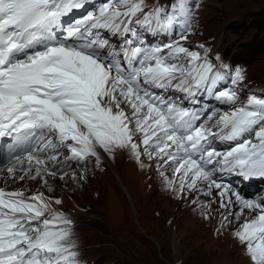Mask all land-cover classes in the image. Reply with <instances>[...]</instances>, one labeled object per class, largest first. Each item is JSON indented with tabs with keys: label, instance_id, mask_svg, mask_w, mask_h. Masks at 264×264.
Here are the masks:
<instances>
[{
	"label": "snow or ice",
	"instance_id": "obj_1",
	"mask_svg": "<svg viewBox=\"0 0 264 264\" xmlns=\"http://www.w3.org/2000/svg\"><path fill=\"white\" fill-rule=\"evenodd\" d=\"M85 4L86 0H0V138L14 142L8 149L10 176L15 178L20 171V180L47 183L45 177L56 174L47 165L58 159L60 148L69 153L66 161L81 163L95 157L99 163L98 148L108 153L127 148L140 162L142 145L149 159L175 165L178 194L186 188L203 191V183L206 195L213 187L218 190L220 208L235 203L256 213L242 224L236 238L254 264H264V202L245 198L214 179L217 170L245 179L264 178V98L253 94L231 111L205 117H216L218 132L203 122L198 125V110L165 102L145 87H175L193 98L203 91L221 103L237 104L236 91L218 88L224 73L182 43L192 31L196 5L175 0L170 8H153L139 18L143 0H113L98 13L87 12L63 24V18ZM133 22L167 35L178 28L179 40L157 47L135 46L144 41L130 27ZM95 29L135 38L126 41L130 46L124 50L126 67L119 59L97 53L107 42L96 38ZM165 49L167 54L162 55ZM243 79L236 70L231 83ZM137 133L139 143L133 140ZM214 135L239 142L221 153L210 146L209 137ZM71 223L52 211L43 193L26 197L23 191L0 188V264H76L74 244L69 242Z\"/></svg>",
	"mask_w": 264,
	"mask_h": 264
},
{
	"label": "rangeland",
	"instance_id": "obj_2",
	"mask_svg": "<svg viewBox=\"0 0 264 264\" xmlns=\"http://www.w3.org/2000/svg\"><path fill=\"white\" fill-rule=\"evenodd\" d=\"M160 1L163 5L175 2ZM155 2L143 0L145 6ZM192 2L196 7L192 13V31L186 41L188 46L193 49L206 45L213 47L221 53L223 67L242 72L244 96L251 93L264 95V0ZM133 140L139 143L140 134L137 133ZM140 150V162L127 148L111 153L101 149L104 158L99 156V163L96 158L90 157L87 163L70 168H67L69 162L64 156L60 157L48 163L47 167L56 174L46 176L47 183L41 179L20 180L19 176L23 174L20 171L13 178L5 169L0 171V175L10 176L9 181L13 184L1 188L23 191L26 197L43 193L52 211L62 213L72 222L69 242L74 244L72 250L77 254L76 261L81 264H140L135 253L124 248L125 236L121 233V221L117 215L119 210L128 215L134 229L127 237L128 242L134 246L138 244L149 257L162 264H254L245 245L236 238V233L245 221L254 219L256 213L251 214L235 203L229 208H220L219 197L204 194L208 190L203 183L200 184L203 191L197 195L191 194L187 188L178 194V177L172 171L175 165L163 163L156 157L149 159L143 154L142 145ZM169 180L173 181L171 186ZM27 182L33 188L28 187ZM74 188L78 189L76 194L72 192ZM258 192L261 191L258 189ZM56 199L61 201L59 205L54 203ZM203 204H206L202 212L204 215L199 220L193 219L192 212ZM169 210L187 218L180 229L184 240L178 249L176 263L164 262L163 251L159 247L166 242L163 234L166 223L160 222L166 218L161 215ZM230 212L235 215H229ZM225 216L228 218L225 219ZM94 220L101 222L103 228L92 226ZM195 225L203 226L205 232L213 231V235L208 239H205V233L202 237H194L191 234ZM140 236L143 241L138 239ZM158 237L160 240L157 241L155 238ZM174 254L175 250L171 247L165 257L171 259Z\"/></svg>",
	"mask_w": 264,
	"mask_h": 264
},
{
	"label": "bare ground",
	"instance_id": "obj_3",
	"mask_svg": "<svg viewBox=\"0 0 264 264\" xmlns=\"http://www.w3.org/2000/svg\"><path fill=\"white\" fill-rule=\"evenodd\" d=\"M124 107V106H122ZM125 111L126 112H129L130 114V109H127V107H125ZM136 136V135H135ZM97 152H98V155L99 156H103L104 158V155L102 154V151L101 149H97ZM108 161V160H107ZM111 167V169H113V166L112 165H109ZM51 177V176H50ZM46 178V177H45ZM48 178V177H47ZM10 180V176L2 173L0 175V188L1 187H9L10 185H12L13 183ZM7 182L6 185H4L3 183ZM1 183L3 186H1ZM28 187L30 186V188H33V186L31 184H29L27 182L26 184ZM48 185H50L48 183ZM72 186V185H71ZM73 187V186H72ZM71 187V188H72ZM201 188V186H200ZM202 189V188H201ZM206 190V189H205ZM74 194H76L78 192V189L74 188V190L72 191ZM189 192L193 195H197L199 194L201 191H197V190H189ZM206 193V192H205ZM211 194H212V197H216L218 198V190L215 189L214 187L212 188L211 190ZM210 197V196H209ZM233 200H234V197H233ZM203 206V208H202ZM206 209V204H203L201 205L200 207H197L193 212H192V218L193 219H200L204 214H202L203 212V209ZM164 210V209H162ZM160 212V211H159ZM205 212V211H204ZM161 213V212H160ZM252 214V212H250ZM117 215H118V218H120V221H121V233L123 236H125L124 238V248L126 249H129L131 251H133L136 255V260L137 262H139L140 264H162L161 262H159L158 260H155L153 259L152 257H149V255H147L145 253V249L144 248H140V246L137 244V246H134L132 245L130 242H128L127 240V237L130 236L132 234V232L134 231L133 229V226L130 224V221L128 220V215L126 216V214L124 213L123 210H119V214H118V211H117ZM190 215V214H188ZM187 216V215H186ZM161 217H164L166 218L165 221H160L162 223H166V225L163 227V231H165L163 234L166 238V242H162L161 245H159L160 249H161V255L163 257V261L164 262H167V263H176L178 261V249L180 248V245L181 243L183 242L184 240V237L181 236V232H180V229H181V226H182V223H184L187 218L184 216H180V214H177L176 211H173V210H169V211H165L164 214L161 215ZM95 222H93V225L92 226H95V227H98L100 229L103 228V225L101 222L97 221V220H94ZM193 223V222H192ZM163 225V224H162ZM161 225V226H162ZM190 229V228H189ZM186 230V229H185ZM192 230V229H191ZM184 232V231H183ZM191 233V231H190ZM203 233H205V239H208L209 237H211V235H213V231H210V232H205L204 231V227L203 226H197L195 225L194 226V230H193V233L191 235H193L195 237V235L199 236V237H202L203 236ZM163 236V235H162ZM138 239H142L143 241V237H138ZM157 241L160 240V238H155ZM137 241V240H136ZM193 242V241H192ZM138 243V241H137ZM123 245V244H122ZM168 245V246H167ZM166 246H167V250L170 252L171 250V247L174 248L175 250V254L174 256L170 259L166 258L165 255L167 253V250H166ZM171 246V247H170ZM147 250V249H146ZM220 253V252H219ZM214 254V253H213ZM193 255V254H192ZM201 255V254H200ZM168 256V255H167ZM219 256V255H218ZM202 260V259H201ZM199 264V263H198Z\"/></svg>",
	"mask_w": 264,
	"mask_h": 264
},
{
	"label": "trees",
	"instance_id": "obj_4",
	"mask_svg": "<svg viewBox=\"0 0 264 264\" xmlns=\"http://www.w3.org/2000/svg\"><path fill=\"white\" fill-rule=\"evenodd\" d=\"M29 193V192H28Z\"/></svg>",
	"mask_w": 264,
	"mask_h": 264
}]
</instances>
